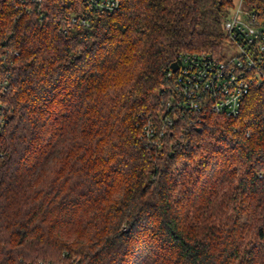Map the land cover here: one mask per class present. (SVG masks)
I'll return each mask as SVG.
<instances>
[{"label": "trees", "instance_id": "obj_1", "mask_svg": "<svg viewBox=\"0 0 264 264\" xmlns=\"http://www.w3.org/2000/svg\"><path fill=\"white\" fill-rule=\"evenodd\" d=\"M232 1L0 0V264H264V87L202 128L162 92L181 55L222 56Z\"/></svg>", "mask_w": 264, "mask_h": 264}, {"label": "built area", "instance_id": "obj_2", "mask_svg": "<svg viewBox=\"0 0 264 264\" xmlns=\"http://www.w3.org/2000/svg\"><path fill=\"white\" fill-rule=\"evenodd\" d=\"M127 0H83L96 14H112L121 10ZM246 0H233L223 22L227 37L222 56L212 53H190L180 56L178 69L166 73L163 93L167 94V108L186 118L188 126L202 128L209 113L219 117L237 118L242 105L253 88L264 87V25ZM43 0H19L17 10L30 12L31 4ZM72 23H77L73 18ZM86 24V21H82ZM229 50L230 57L225 52ZM233 53V55H232ZM18 55V53H16ZM232 55V56H231ZM176 118L160 116L156 121H143L144 137L159 144L166 129L172 128Z\"/></svg>", "mask_w": 264, "mask_h": 264}, {"label": "water", "instance_id": "obj_3", "mask_svg": "<svg viewBox=\"0 0 264 264\" xmlns=\"http://www.w3.org/2000/svg\"><path fill=\"white\" fill-rule=\"evenodd\" d=\"M172 69H173L174 71H176V70L178 69V63H177V62H174V63L172 64Z\"/></svg>", "mask_w": 264, "mask_h": 264}, {"label": "rangeland", "instance_id": "obj_4", "mask_svg": "<svg viewBox=\"0 0 264 264\" xmlns=\"http://www.w3.org/2000/svg\"><path fill=\"white\" fill-rule=\"evenodd\" d=\"M230 53H231V52H230L229 50H227V51L225 52L226 57H230V56H229ZM232 55H233V53H232ZM232 55H231V56H232Z\"/></svg>", "mask_w": 264, "mask_h": 264}]
</instances>
